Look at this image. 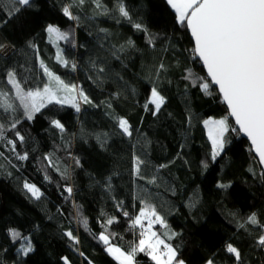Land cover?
<instances>
[{"label": "trees", "instance_id": "obj_1", "mask_svg": "<svg viewBox=\"0 0 264 264\" xmlns=\"http://www.w3.org/2000/svg\"><path fill=\"white\" fill-rule=\"evenodd\" d=\"M100 3L106 14L93 0H31V6L0 0V44L8 46L0 50V90L15 108H0L6 129L0 140V264H64L62 258L69 264H118L98 237L108 235L109 243L122 251L138 244L140 232L131 227V219L142 201L155 207L176 233L170 240L162 238L189 264L209 259L237 264L226 251L228 243L241 252L240 264H264V247L257 245L264 231L263 173L247 141L232 131L235 126L215 87L210 84V94L200 89L210 81L186 26L176 22L166 0H123L129 19L119 16L117 0ZM65 6L76 19L64 16ZM13 7L21 10L10 14ZM48 25L68 39L55 46ZM58 50L67 65L57 61ZM41 60L69 84L81 69L96 90L92 103H81L79 112L68 104H49L28 121L6 73L14 69L25 90L42 88L47 78ZM161 64L164 69L158 71ZM153 87L165 100L159 111L149 103ZM225 117L230 125L225 148L213 160L203 121ZM119 118L128 121L131 136L119 128ZM14 120L20 122L12 130ZM7 140L15 143V153ZM25 154L26 160L17 158ZM134 157L144 161L139 175ZM153 178L155 183H148ZM25 182L39 188V199L23 188ZM251 213L257 225L245 224ZM29 243L32 251L24 254ZM136 260L154 264L144 253Z\"/></svg>", "mask_w": 264, "mask_h": 264}, {"label": "snow or ice", "instance_id": "obj_2", "mask_svg": "<svg viewBox=\"0 0 264 264\" xmlns=\"http://www.w3.org/2000/svg\"><path fill=\"white\" fill-rule=\"evenodd\" d=\"M77 2L83 4L84 0H77ZM166 2L174 10L176 22L186 26L190 31L195 43L193 52L207 70L210 83H201L200 89L206 94H210V84L218 88L222 102L227 105L228 116L234 119L235 125L238 126L233 127L232 131L243 133L248 138L252 150L258 157V165H264V0H166ZM93 3L97 8L103 9L101 14L108 12L100 0H93ZM13 5L31 6V0H13ZM20 10V8L13 7L10 9V14H15ZM116 11L120 17L129 19V12L126 10L123 0H117ZM62 12L69 19H76L70 12L69 6L63 7ZM133 27L137 30L143 28L139 23L133 24ZM46 32L50 38H54L56 41L68 39L67 33L53 25H48ZM127 43L132 46L131 40ZM29 46L34 47L31 43ZM4 47L3 44H0V50ZM120 50H123V46ZM56 59L63 65L68 63L59 50ZM40 67L47 78L42 88L25 90L18 82L14 69H9L6 73L7 82L14 90L19 107L23 109L24 117L28 121L33 120L35 114L49 104H68L79 112L81 103H92L82 88L76 84L66 83L45 66L42 60ZM72 67L75 69L76 65L73 64ZM163 69L164 65L161 64L158 71ZM103 71L104 69L101 68L100 72ZM149 103L155 106L156 111H159L165 103L164 97L155 87L151 89ZM0 108L5 112L15 111L14 105L9 102L8 93L2 90H0ZM19 122V120H14L11 123V129L15 130ZM51 123L63 131V125L59 121L53 120ZM203 124L208 129L211 157L215 160L225 148V134L229 131V121L227 117L209 118L205 119ZM118 126L123 134L131 136L130 126L126 119L119 118ZM5 130V125L0 123V140H4ZM15 136L21 142L25 139L19 131L15 132ZM7 144L11 145V151L15 153V143L12 140H7ZM17 158L23 161L28 157L25 154L18 155ZM45 159H49V157H45ZM49 163L51 166L50 160ZM76 163L78 164L79 161L77 160ZM143 163L144 161L139 157H134V173L139 175L140 165ZM159 167L163 168L165 165L162 164ZM249 171L252 169L250 168ZM261 171L264 172V169ZM66 173L67 170H65V175ZM45 178L47 179V177ZM141 178L143 179V177ZM261 179L264 180V175L261 176ZM148 183H155V179L149 180ZM217 187L227 188L229 185L218 183ZM23 188L33 198H40L41 192L34 184L25 182ZM65 191L71 195L72 188L68 187ZM141 203L144 206L140 208L139 214L131 219V227L140 229L139 243L132 245L127 251H122L120 247L109 243L108 235L101 233L98 239L106 246L108 254L113 256L118 264H138L136 260L138 253L146 254L154 264H185V261L178 257V248L162 238L166 235V238L170 240L176 233L169 229L155 207L143 201ZM123 215L128 217L129 213L125 211ZM144 221H147L146 225ZM83 223L86 225L87 221L84 220ZM106 223L112 224L113 219L109 218ZM245 224L257 225L256 213H251ZM245 224H239L238 227L244 228ZM155 225H159L164 229V232L158 234L154 230ZM10 232L13 237L19 236L15 230H10ZM64 235L73 243H77L72 231H66ZM257 245L264 247V231L258 236ZM31 251L32 245L29 243L23 252L27 254ZM226 251L234 256L237 264H240L241 252L237 247L228 243ZM62 259L64 264H69L68 258ZM88 264H92V262L89 261ZM206 264H214V261L209 259Z\"/></svg>", "mask_w": 264, "mask_h": 264}, {"label": "rangeland", "instance_id": "obj_3", "mask_svg": "<svg viewBox=\"0 0 264 264\" xmlns=\"http://www.w3.org/2000/svg\"><path fill=\"white\" fill-rule=\"evenodd\" d=\"M52 42L54 43L55 46H57V43L58 41H56L54 38H51ZM8 48V46H5L4 49ZM61 78V77H60ZM62 79V78H61ZM63 80V79H62ZM65 81V80H64ZM66 82V81H65ZM75 83L73 84H76L78 85L80 88H82L85 92V94L88 96V98L90 100H93V97L96 93V90L95 88L93 87V85L91 84V82L89 81V79L87 78V76L85 75V73L81 70V69H76L75 71V80H74ZM151 98V93H150V97H149V100ZM206 119H209V118H206ZM214 119V118H212ZM206 128V127H205ZM206 133H207V136H208V129L206 128ZM227 134V133H226ZM225 134V135H226ZM211 143V141H210ZM212 158V157H211ZM138 215V214H137ZM154 230L156 231L155 227H154ZM114 246V245H113ZM105 251H106V247H105ZM107 252V251H106ZM108 253V252H107ZM111 256V255H110ZM113 258V256H111ZM114 259V258H113ZM184 260V259H183ZM185 261V264H189L186 260ZM118 262V261H117ZM206 264V263H205Z\"/></svg>", "mask_w": 264, "mask_h": 264}, {"label": "water", "instance_id": "obj_4", "mask_svg": "<svg viewBox=\"0 0 264 264\" xmlns=\"http://www.w3.org/2000/svg\"><path fill=\"white\" fill-rule=\"evenodd\" d=\"M187 29V28H186ZM187 32H188V34H189V37H190V39H191V41H192V43H193V49H194V47H195V43H194V40L192 39V37H191V33H190V31H188L187 30ZM195 54V53H194ZM196 56V55H195ZM196 58L198 59V61L202 64V66H203V63H202V61H200L199 60V58L196 56ZM203 69H204V72H205V75L207 76V70H206V68H204V66H203ZM207 78L209 79V81H210V78L207 76ZM213 87H215V89H216V91H217V93L219 94V90H218V88L215 86V85H212ZM219 96H220V98H221V100H222V96L219 94ZM224 104V103H223ZM224 107H225V109H226V111H227V115H228V110H227V105L226 104H224ZM229 117V116H228ZM230 118V120L232 121V123H233V125L235 126V127H238V126H236L235 125V121H234V119H232L231 117H229ZM239 135H240V137L241 138H243L244 140H246L247 141V143H248V145H249V147H250V150H251V153H252V155L254 156V158L256 159V161H258V157L256 156V154H255V152L252 150V148H251V142L248 140V138L243 134V133H239ZM259 166V168H260V170L261 169H264V165H258ZM263 173V175H264V172H262Z\"/></svg>", "mask_w": 264, "mask_h": 264}, {"label": "built area", "instance_id": "obj_5", "mask_svg": "<svg viewBox=\"0 0 264 264\" xmlns=\"http://www.w3.org/2000/svg\"><path fill=\"white\" fill-rule=\"evenodd\" d=\"M144 223H145V225L147 224V222L146 221H144ZM137 229L139 230V232H140V229H139V227H137Z\"/></svg>", "mask_w": 264, "mask_h": 264}, {"label": "crops", "instance_id": "obj_6", "mask_svg": "<svg viewBox=\"0 0 264 264\" xmlns=\"http://www.w3.org/2000/svg\"><path fill=\"white\" fill-rule=\"evenodd\" d=\"M138 214H139V213H138ZM156 231H157V232H159V230H158V229H156Z\"/></svg>", "mask_w": 264, "mask_h": 264}]
</instances>
